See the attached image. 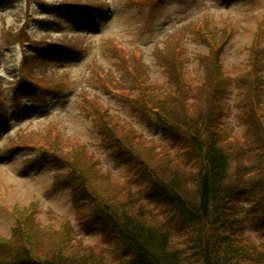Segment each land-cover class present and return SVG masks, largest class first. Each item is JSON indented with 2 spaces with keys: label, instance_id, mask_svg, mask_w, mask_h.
Returning a JSON list of instances; mask_svg holds the SVG:
<instances>
[{
  "label": "rangeland",
  "instance_id": "374dc122",
  "mask_svg": "<svg viewBox=\"0 0 264 264\" xmlns=\"http://www.w3.org/2000/svg\"><path fill=\"white\" fill-rule=\"evenodd\" d=\"M70 1H82L100 11L94 30L93 24L76 22L57 7ZM44 2L53 8L41 5ZM24 25L36 40L34 44L22 45L6 33ZM42 41L71 46H64L68 49L58 54L56 46ZM34 47L42 48L43 59L38 61L50 70L49 77H36L38 85L32 88L31 83L30 88L25 83L15 85L22 56L33 53ZM178 48L181 50L174 54ZM257 49L259 78L264 73V0H0V87L7 99L9 120L6 124L0 119V124L7 125H0V241L21 244L27 231L38 236L43 247L61 239L62 234L52 231L65 226L67 240L79 247L78 252L92 246L95 251L87 253L113 255L105 232L79 225V219L89 217L92 205L84 200L85 189L74 193L71 184L77 180L69 177L70 165L90 178L97 189L121 190L133 197L135 206L156 211L158 207L147 200L145 189L139 188L129 155L108 140L114 137V129L120 141L144 153H161L159 156L170 160L179 153L178 146L171 147L172 134L155 122L162 111L147 107L144 95L135 97L140 94L137 83L150 82L151 93L159 88L152 100L163 111L167 103H161L170 98L186 99L189 116L202 107L200 97L190 100L189 95L197 89H213L215 77L224 80L226 74V90L218 87L212 95L217 108L223 103L227 106L222 105L221 110L229 107L228 115L219 121L230 128L228 133L236 142L244 144L252 128L247 123L250 98L243 80L250 77L251 57ZM173 56L179 64L182 59L183 71L193 83H189L192 89L186 97L183 81L171 66ZM126 64L132 72L139 71L143 82L127 73ZM208 67L212 78L204 81ZM96 72H102L101 78ZM103 80L119 90H107ZM255 80L253 104L264 99L263 86H259L264 78ZM164 92L168 95L162 97ZM123 193L120 200H125ZM249 223V235L264 243L263 230ZM2 248L0 257L6 252ZM8 263L0 258V264Z\"/></svg>",
  "mask_w": 264,
  "mask_h": 264
},
{
  "label": "trees",
  "instance_id": "16d2710c",
  "mask_svg": "<svg viewBox=\"0 0 264 264\" xmlns=\"http://www.w3.org/2000/svg\"><path fill=\"white\" fill-rule=\"evenodd\" d=\"M81 2H61L57 7L72 16L76 15L78 19L86 18L90 24H95L97 8L93 11L92 6L83 5ZM42 5L53 8L52 4ZM77 7H80L79 11L74 9ZM26 27L27 25H24L16 31L6 33L13 34L16 42L23 45L35 42L36 40L30 38ZM194 28L196 31L198 24ZM42 43L56 46L58 54L64 53L67 49L64 46H71L59 42ZM41 49L34 47L33 53L22 56L15 85L25 83L30 88L31 83L32 88L38 85L36 77L40 80L49 77L50 70L38 61L43 59ZM46 49L49 50L48 47ZM178 50L181 49L175 50L174 54ZM257 59L258 49L251 57V78L241 79L245 86H248V98L253 101L257 98L255 79L263 81L264 78L263 71L259 78L256 74ZM179 60L180 64L173 56L171 66L183 81L186 91L183 96L186 97L193 83L192 80L189 81L188 73L183 71L182 59ZM210 70L208 67L204 71V81L206 77L212 78V75L208 74ZM126 71L131 77L137 76L143 82L139 71L132 72L129 64H126ZM96 73L101 78L102 72ZM226 76L224 74L223 81L221 76H216L213 81L218 85L212 83L213 89H197L194 91L196 94L189 95L190 100L197 98L195 96L200 97L198 101L202 105L189 116L187 111L190 108L188 109L186 99L170 98L168 102L161 103H167V110L163 111V107L152 100L154 94L157 98L159 88L151 93L150 82H136L140 94L135 97L144 95L147 107L162 111L160 117H155V122L165 133L172 134L173 137L169 139L173 142L171 147L178 146L179 153L174 154L175 159L172 160L159 156L161 153H144L128 142L120 141L114 129L111 131L114 137L108 140L129 155L130 162H133L136 168L139 188L145 189L143 193L147 200L158 207L156 211L141 205L135 206L133 197L121 190L111 192L109 187L106 190L97 189L90 178L74 164L70 165L72 176L69 177L77 180V183L71 184V187L74 185V193L85 189L84 193H87L84 194V200L92 205L89 217L79 219V225L81 229L90 230V227H95L105 232V241L111 242L113 255L106 257L101 253H87L88 250L95 251L92 246L78 252L79 247L69 244L67 240L69 231L65 226H61L60 229L55 228L52 233L62 234V238L53 243H45L43 247L39 246L38 236L34 237L27 231L24 232L25 238L21 244L0 241V247H3L1 252H5L6 248L0 258L9 262L8 264H264V243L255 241L248 232L251 221L264 232V114L258 113V110L264 112V99L258 98L257 104L251 103L249 99L251 112L248 113L247 123L252 129L249 130V136L246 135L245 145L236 142L228 133L230 128L219 121L222 115H228L229 107L221 110L223 106H227L221 103L223 106L219 104L220 108H217L215 97L212 95L216 94L221 86H224L222 91L226 90ZM62 82L65 83L61 80ZM103 84L107 90H119L107 80H103ZM259 86H263L261 91L264 92V84ZM15 87L13 91L17 89ZM166 94L167 92H164L161 96ZM88 99L93 101L91 96H88ZM5 100L7 99L4 98L0 87V119L7 124L9 120ZM260 103L263 105L262 109L259 108ZM0 125L7 126L3 123ZM105 126L108 128L104 124ZM128 131L130 129L126 133ZM122 193L125 200L118 198Z\"/></svg>",
  "mask_w": 264,
  "mask_h": 264
}]
</instances>
